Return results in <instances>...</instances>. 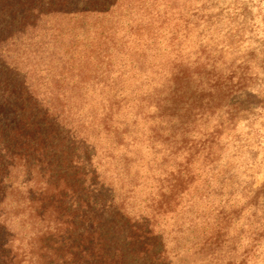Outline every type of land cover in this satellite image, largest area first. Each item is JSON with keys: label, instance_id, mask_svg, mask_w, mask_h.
<instances>
[{"label": "rangeland", "instance_id": "374dc122", "mask_svg": "<svg viewBox=\"0 0 264 264\" xmlns=\"http://www.w3.org/2000/svg\"><path fill=\"white\" fill-rule=\"evenodd\" d=\"M83 25L77 40L66 36L22 68H36L40 98L64 105L53 90L72 98L66 104L70 122L91 147L87 155L77 151L74 162L81 158L83 167L89 159V171L105 191L104 205L112 199L121 207L126 197L127 217L144 220L157 179L170 170L187 173L179 156L183 140L167 145L158 136L212 140L211 156L199 150L186 169L190 191L156 223L163 264H264V0H120L111 14L85 18ZM101 30L116 45L102 44ZM126 32L131 38L123 37ZM70 42L78 57L91 56L85 74L95 73L93 65L105 70L110 64L79 91H70L47 67L72 56L64 54ZM180 67L194 82L189 94L195 85L199 94L196 103H177L172 112L160 102L167 94L165 77ZM108 136H123L122 145ZM19 219L14 228L26 231ZM216 230L219 247L211 237Z\"/></svg>", "mask_w": 264, "mask_h": 264}, {"label": "trees", "instance_id": "16d2710c", "mask_svg": "<svg viewBox=\"0 0 264 264\" xmlns=\"http://www.w3.org/2000/svg\"><path fill=\"white\" fill-rule=\"evenodd\" d=\"M119 1L0 0V264H163L165 261L163 249L159 250L161 237L155 234L156 223L169 216L190 191L192 174L186 169L199 150H207L211 156L212 140L197 144L198 136L192 141L190 136H165L164 140L158 136L167 145L183 140L179 156L187 173L170 170L163 174V180L158 178L160 185L147 208L149 213L142 217L144 220L131 221L123 208L126 197L121 207L112 199L104 205L101 195L105 191L98 188L96 173L89 171V159L83 167L81 158L74 162L77 151L86 154L91 147L87 142L89 137L78 136L70 122L73 115L66 104L72 98L66 99L61 90H53L52 96L63 98L64 105L58 100L40 98L33 79L40 76H36V68H22L24 62L43 59V53L63 42L66 36L71 42L77 40L85 18L107 16ZM97 36L103 38L102 44L116 45L109 32L101 30ZM123 37L131 38L127 32ZM43 38L48 41L43 43ZM73 53L78 54V46L71 43L64 54L73 56ZM72 56L64 62L51 60L47 66L59 72L54 78L71 87L70 91L81 90L90 77L98 78L96 74L104 76L109 71L110 64L105 70L93 65L96 74H85L91 56L77 55L74 59ZM81 60L83 66L79 68ZM91 61L98 64L95 59ZM165 81L167 94L160 103L168 104L169 111L174 112L172 107L177 103L184 106L196 103L198 88L195 85L189 94L194 82L187 68H177ZM110 122L106 120L103 124L107 132ZM108 137L115 140L116 147L122 145L123 136ZM129 162L127 158L126 165ZM12 211L16 214H11ZM18 216L26 231L14 228ZM211 237L219 247V231Z\"/></svg>", "mask_w": 264, "mask_h": 264}]
</instances>
